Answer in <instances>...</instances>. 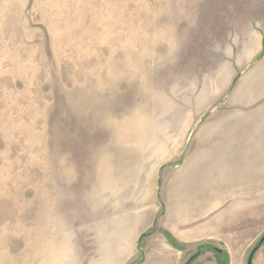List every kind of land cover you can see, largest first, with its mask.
<instances>
[{"label": "rangeland", "instance_id": "rangeland-1", "mask_svg": "<svg viewBox=\"0 0 264 264\" xmlns=\"http://www.w3.org/2000/svg\"><path fill=\"white\" fill-rule=\"evenodd\" d=\"M230 124L257 137L240 170L219 154L220 180L240 185L214 190L226 201L190 228L231 211L232 237L236 220L254 226L251 262L264 248V0H0V264H118L128 211L153 218L141 241L174 244L168 185L200 162L201 132ZM223 248L200 244L187 264Z\"/></svg>", "mask_w": 264, "mask_h": 264}, {"label": "crops", "instance_id": "crops-1", "mask_svg": "<svg viewBox=\"0 0 264 264\" xmlns=\"http://www.w3.org/2000/svg\"><path fill=\"white\" fill-rule=\"evenodd\" d=\"M245 127L246 131H243L240 126L230 124L229 130L218 136H215L214 132L210 130L201 132L202 136H197L198 144L202 142L203 145L199 148L201 150L199 152L201 155L200 162L196 166L190 165L191 168L187 170L188 173L185 172L183 176L171 180L173 182L168 185L169 188L166 190V197L169 202L168 217L161 224L173 234L174 244L170 243L167 237L160 233L141 241L146 230L152 225L153 218L150 214H138L128 211V218L133 216L134 221L132 226L129 222L123 223L125 225L123 229L126 233L122 234L121 239L125 244V250L116 252L118 264L121 261H123L122 264H126L136 260L141 256V252L144 254L142 264H187L190 257L197 251L196 248L203 243H212L213 246L224 247L223 249L227 250L229 258L205 251L193 264H214L216 262L217 264H264V248L259 251L251 262L247 258L246 250L249 241L253 239L252 237H257L255 232L251 236L246 235V229L254 227L251 223H241L236 220L235 224H238L239 228L242 227L244 232L235 235L238 237L230 235L228 228L233 223L231 222L232 213L229 210L219 213L211 223L190 228L191 219H194L190 214L197 213L200 215L203 203L207 201H226L222 197L213 199V196H215L213 194L214 190L215 194L224 195V192H227L233 185H240L232 183L230 179L228 182L220 180L227 179L221 172L228 169L226 167L222 168L224 159L219 157V154H227L225 161L230 165L232 171L240 170V165L245 163L243 153L247 151L246 140L257 138L252 130L254 126L246 124ZM183 137L187 138V136L180 138L183 139ZM242 143L244 144L243 148H241ZM249 147L252 149L253 145ZM204 165H211V167L207 168ZM152 196L153 193L149 194V197ZM211 198L212 200H209ZM140 242L143 245H140ZM114 256H112V264L115 261Z\"/></svg>", "mask_w": 264, "mask_h": 264}, {"label": "trees", "instance_id": "trees-1", "mask_svg": "<svg viewBox=\"0 0 264 264\" xmlns=\"http://www.w3.org/2000/svg\"><path fill=\"white\" fill-rule=\"evenodd\" d=\"M263 242H264V241H263ZM263 242L258 243V245H257L256 248L254 249V251H257V249L260 247V245H261ZM197 255H198V254H197ZM197 255H196V256H197ZM196 256H195V257H196Z\"/></svg>", "mask_w": 264, "mask_h": 264}, {"label": "bare ground", "instance_id": "bare-ground-1", "mask_svg": "<svg viewBox=\"0 0 264 264\" xmlns=\"http://www.w3.org/2000/svg\"><path fill=\"white\" fill-rule=\"evenodd\" d=\"M38 234H40V233H38Z\"/></svg>", "mask_w": 264, "mask_h": 264}]
</instances>
